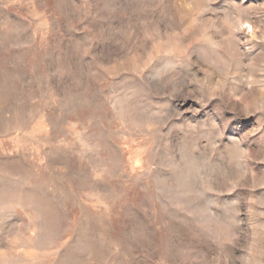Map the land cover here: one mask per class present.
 Masks as SVG:
<instances>
[{
  "label": "rangeland",
  "instance_id": "374dc122",
  "mask_svg": "<svg viewBox=\"0 0 264 264\" xmlns=\"http://www.w3.org/2000/svg\"><path fill=\"white\" fill-rule=\"evenodd\" d=\"M0 264H264V0H0Z\"/></svg>",
  "mask_w": 264,
  "mask_h": 264
}]
</instances>
